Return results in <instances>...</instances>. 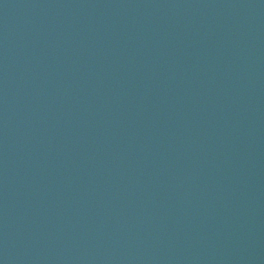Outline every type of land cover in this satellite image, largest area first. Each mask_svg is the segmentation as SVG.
Returning a JSON list of instances; mask_svg holds the SVG:
<instances>
[{
	"label": "water",
	"instance_id": "95a60500",
	"mask_svg": "<svg viewBox=\"0 0 264 264\" xmlns=\"http://www.w3.org/2000/svg\"><path fill=\"white\" fill-rule=\"evenodd\" d=\"M0 264H264V0H0Z\"/></svg>",
	"mask_w": 264,
	"mask_h": 264
}]
</instances>
